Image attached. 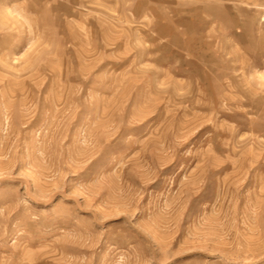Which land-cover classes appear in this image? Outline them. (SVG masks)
Masks as SVG:
<instances>
[{
    "label": "rangeland",
    "instance_id": "374dc122",
    "mask_svg": "<svg viewBox=\"0 0 264 264\" xmlns=\"http://www.w3.org/2000/svg\"><path fill=\"white\" fill-rule=\"evenodd\" d=\"M0 264H264V0H0Z\"/></svg>",
    "mask_w": 264,
    "mask_h": 264
}]
</instances>
